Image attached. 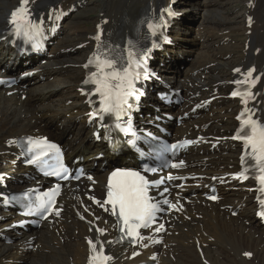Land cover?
<instances>
[{
    "label": "bare ground",
    "instance_id": "bare-ground-1",
    "mask_svg": "<svg viewBox=\"0 0 264 264\" xmlns=\"http://www.w3.org/2000/svg\"><path fill=\"white\" fill-rule=\"evenodd\" d=\"M18 1L0 0V73L2 71L11 74L12 70L17 68L13 51L7 44L8 41L4 40V32L8 29L9 14L15 7L12 2L17 4ZM83 1L29 0L28 6L34 15L46 20L59 10L61 12L75 11L76 4L83 7ZM219 2V0H214L208 5L216 6ZM171 3H173V8H176L182 15L190 12L193 6L195 9L198 6L191 0H103L95 24H101L106 32L122 34L132 26L133 19L138 16L142 7L148 6L152 16L158 17L163 15V11L167 10ZM247 4L250 6L243 9L242 16L245 17V21L242 29L238 30L240 23L212 18L216 23H208L210 34H206L202 42H195L190 47H187L186 43L189 41L187 37L193 19L186 15L179 21H174L169 32L171 43L162 48L156 59L157 69L161 75L159 76L160 81H154V85L159 87L170 85L177 90L198 93L200 100H204L213 96L210 93L214 90L217 91L216 96L225 94L224 91L229 89L227 83L237 77L232 74V70L239 68L241 73H245L249 68H255V76H257L256 70L263 68L259 75V84L254 89V100L251 102V107L256 111V117L264 122V0H248ZM70 18L68 17L62 23L61 33H65V37L60 40L54 39L49 50L52 57L49 58L47 66L37 65L32 69L35 75L28 80L25 91L14 88L11 90L14 94L6 97L5 92L0 90V172L12 170L5 162L7 156L3 155V152L7 150L5 142L22 134L54 135L67 148L69 160L79 158L80 164L93 171L97 181L95 185L97 193L102 190L105 175L101 163L105 160L110 161L112 158L106 153L104 144L102 146L101 143L92 141L93 129L85 126L86 109L83 105V98L77 92L71 93L72 88L76 91L84 77L85 70L81 68V64L84 63L85 56L95 43V29L74 32L73 34L77 36L72 37L66 32ZM224 26H227L225 31H223ZM236 32H242L243 37L237 62L234 59V56L238 54L234 49L237 44L234 38ZM212 35L220 41L224 37V42H226L225 55L230 60L222 59V64L225 66L223 72L214 69L211 65L214 60L208 51L213 45L210 43L214 40ZM228 44H233L232 49H229ZM77 45H82V49L76 50ZM197 46L205 47L206 50L202 51L204 60L195 65L196 61L191 70L196 71L197 76L190 74L192 76L186 77L187 83L193 86L173 83L179 77L177 67L181 60L178 59L190 56ZM233 63L235 64L230 68ZM207 64L212 66L213 83L208 89L209 92L205 89L200 91L202 87L209 85L208 79L203 76L207 75L205 70ZM40 76L51 77L53 82L41 81ZM0 77H2L1 74ZM67 98L72 100V102L67 101L68 106L65 104ZM32 101H35V106ZM195 101L197 100L188 96L181 108L187 111L185 106ZM160 106L155 95L148 92L141 107L143 114L141 121H152L154 111ZM164 110L171 117L179 113V110L173 111L170 106L164 107ZM236 110V103L222 98L217 99L208 112L184 122L180 128L171 129L172 125H170L166 129H171L174 136H184L188 133L198 135L203 132L201 130L203 125L209 123L205 135L222 132V135L229 136L227 132L235 125L233 115ZM169 122L175 124L174 119H170ZM219 148L223 149L225 155L210 153L206 146L200 149L203 150L202 155L192 153L191 158L200 163L205 173L223 175L229 172V165H234L233 155L236 147L227 142H221ZM99 153H105V158L97 159ZM125 156L129 155L125 154ZM14 157L15 154L12 155L11 162L15 161ZM191 167V170L200 172L194 165L191 164ZM13 174L14 176L20 175L21 170L18 168ZM14 186L17 189L23 187L19 183ZM83 187L77 184L73 186L74 191L71 188L65 191L61 200L64 207V220L58 225L56 223L44 224L32 234L11 235V243L0 239V264H22L24 261L27 264H88L87 257L90 253L85 243L88 239L97 243V248H100V244L103 243L106 251L113 256L112 264H139L152 256L159 257V264H264V240L262 239L264 230L254 219V213H251L254 210L251 196L241 187L222 195L223 201L218 205H207L199 198V203L194 201L191 206H187L188 219L175 217L167 227L163 246L157 248L154 253L150 249L141 251V244L134 248H119L108 243L115 236L113 224L108 217L89 206L83 198L88 193L82 195ZM82 205L87 209L88 215L82 213ZM221 206L225 209H221ZM236 208H238V215L232 218L229 213ZM6 216L0 211V232L10 223ZM81 217L84 218L81 219ZM94 224L97 229H104L103 235L93 230ZM29 238H33L32 243ZM245 253H250V255H245Z\"/></svg>",
    "mask_w": 264,
    "mask_h": 264
},
{
    "label": "snow or ice",
    "instance_id": "snow-or-ice-1",
    "mask_svg": "<svg viewBox=\"0 0 264 264\" xmlns=\"http://www.w3.org/2000/svg\"><path fill=\"white\" fill-rule=\"evenodd\" d=\"M29 0H20V6L14 9L9 18V24L13 26V32L16 36L28 37L30 33L37 29V25L33 24L30 19V11L27 7ZM151 27V26H150ZM100 39L99 35L96 37ZM146 55V53H145ZM144 56L135 58L133 53H129V59L121 66L119 61L112 56H108L106 53L97 55L90 59L85 67L93 66L96 70L92 71L89 77L84 81L85 84H92L94 86L93 94L99 96V108L98 112L101 114H110L119 121L125 114L126 109L130 107L128 100L129 97L135 95L134 81L139 78L140 70L143 66ZM236 71H240L236 69ZM254 69H250L247 73L246 81L249 85V90L241 94L239 91H234L233 96L240 95L242 102L247 105L249 99H254L250 89L255 85L256 80L250 79L252 77ZM258 79V78H257ZM235 83L239 84L240 81ZM95 115V114H93ZM103 119V115L100 116ZM119 127V124H117ZM244 134H238L235 138L242 140L245 145L246 155L249 161L255 165L258 170V174L255 179L259 181L261 185H264V124H261L258 120L252 119L249 116L243 120ZM128 131V129H123ZM14 142V141H12ZM10 142V143H12ZM190 143V142H185ZM55 148L59 153V148L55 145L51 146ZM175 147V146H173ZM46 155V153H44ZM40 160V156H36L35 160L29 161L35 163ZM242 164H244V157L241 158ZM183 165V161L179 164H172L173 168H178ZM145 171H149L147 166ZM155 171V169H151ZM249 168L245 167L243 171L237 174V178L247 179L246 173ZM64 173L61 176V173ZM50 175L61 176L63 179H67V169L61 166L60 169L48 173ZM77 179L79 176L76 177ZM92 179V177H88ZM168 179H174L169 176ZM163 181L154 182L156 187ZM153 182H150L144 175H141L138 171L115 169L111 172L107 180V197L103 201V205L111 206V213L116 215L118 220L122 222L120 231L122 233L121 240L128 238L130 242L135 245L142 241L144 237L140 233L142 228H150L156 219V214L162 211L159 202H153V198L149 196V189ZM167 191V189H165ZM59 193V186L51 193L50 199L47 204L41 202L40 209H44L51 214L55 211L56 215H59V211L54 209L55 197ZM162 195V194H161ZM209 199L215 200L216 196H209ZM7 199V198H5ZM96 203L100 204L99 201ZM164 204H169L168 200L163 201ZM264 204V201H262ZM170 207L177 208L176 204H171ZM87 210V209H86ZM107 210V209H106ZM32 210L29 209V212ZM264 216V211L258 213ZM46 218V217H45ZM84 217H81L83 219ZM164 226L161 224L155 231L159 232L163 230ZM101 235L104 234V229H96ZM158 242V241H157ZM108 243H111L109 241ZM88 244L92 255L89 257V264H106V261L110 259L109 256L103 252V243L100 244L98 250L97 243L89 239ZM138 255V253H134ZM250 255V253H245Z\"/></svg>",
    "mask_w": 264,
    "mask_h": 264
},
{
    "label": "rangeland",
    "instance_id": "rangeland-1",
    "mask_svg": "<svg viewBox=\"0 0 264 264\" xmlns=\"http://www.w3.org/2000/svg\"><path fill=\"white\" fill-rule=\"evenodd\" d=\"M191 1L194 4H197L198 6H197V9H195V7L193 6L192 9L190 10V12H188L187 14H183V16L188 15L190 19H193L192 25H190V33L188 34V37H187V39L189 40L186 43L187 47L192 46V44L195 42L196 43L202 42L203 37L206 34H210V30L208 28L209 27L208 23H216L215 20L213 22L212 18L224 19L221 21H233L235 23H240L238 30L243 28L245 17H243L242 14H243V9L248 8V4H247L248 0H219L220 2L216 6H209L208 5L210 2H212L214 0H191ZM102 2H103V0H86L87 5L85 7L83 6L84 8H82V7L79 8L78 4H76L78 9L76 8L77 9L76 12H74V11L70 12L69 18L70 17L71 18H70V21L68 22V29H66V32H68L70 35H72V37H76L77 34L74 35L73 34L74 32L93 29L95 26V20L98 16L100 9L102 8V6H101ZM12 4H13V7L16 5L15 2H12ZM84 5H85V2H84ZM225 29H227V26H224L223 31H225ZM234 36H235L234 38H236V43H237L235 45L234 49L238 53L234 56V59L237 62V60H239V54H240L241 48H242V42H243L242 32H236L234 34ZM63 37H65V33L64 34L61 33V35L58 37V40H60ZM212 37L214 38V40L210 41V43H212L213 45L210 46L211 50L208 51V54L214 60V62L211 65L213 66L214 69H219L222 71L225 68V66L222 64V59L226 60V61L230 60L228 58V56L225 55V51H226L225 44H226V42H224V37H223L222 41L217 39L216 36H214V35H212ZM228 45H230L229 49H232L231 46L233 44H228ZM203 50H206V48L205 47L201 48L200 46H197L196 49L191 53L190 56H188V57L185 56L183 59H181V58L178 59V60H181L179 62L180 65L177 67L179 77L176 78L173 81V83H177L178 85H181V86L182 85L193 86L191 83H187L188 79H186V77L192 76L190 74H193V76H197V74H196L197 72L196 71L192 72L191 70L193 69V66H195L197 63L202 62L204 60V56H202ZM195 53L196 54L198 53V54L196 55ZM194 63H195V65H194ZM235 63L231 64L230 68ZM47 64H45V65H47ZM211 65L207 64L205 67L207 75L206 76L203 75V76L206 79H208V82H209V85H206L207 87L204 86L205 88H210L212 83H213V80L211 79V72H212V66ZM190 67H192V68H190ZM262 71H263V68H259L256 70L258 76L261 74ZM46 80L50 83L53 82L52 78H50V77H46V79L44 81H46ZM204 87H202L200 89V91H202V89H205ZM75 92H76L75 89L72 88L71 93L75 94ZM67 101L72 102L71 99L67 98V100L65 102L66 106H68ZM32 102H33V106H35L34 105L35 101H32ZM22 264H27V262L24 261V262H22Z\"/></svg>",
    "mask_w": 264,
    "mask_h": 264
}]
</instances>
